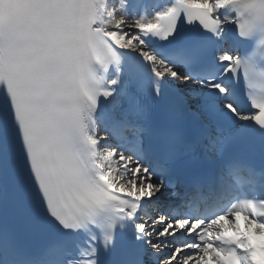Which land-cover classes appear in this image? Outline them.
Listing matches in <instances>:
<instances>
[{
  "label": "snow or ice",
  "instance_id": "6c2138e0",
  "mask_svg": "<svg viewBox=\"0 0 264 264\" xmlns=\"http://www.w3.org/2000/svg\"><path fill=\"white\" fill-rule=\"evenodd\" d=\"M258 36L264 0H0V264H253Z\"/></svg>",
  "mask_w": 264,
  "mask_h": 264
},
{
  "label": "clouds",
  "instance_id": "9594fccd",
  "mask_svg": "<svg viewBox=\"0 0 264 264\" xmlns=\"http://www.w3.org/2000/svg\"><path fill=\"white\" fill-rule=\"evenodd\" d=\"M260 60H264V57H261ZM237 220L239 221V217H237ZM221 223L224 225V231L222 233L224 236L237 240L240 239L241 236L247 237L246 245H239V247H250L254 249L251 254L253 264H264V240L261 239V237H264V229L260 232H255L256 225L252 224L247 228H240L233 231L231 228L227 227L226 221H221ZM216 255L220 257V262H222V264H239V262L231 256H224L219 252H217ZM204 264H218V262L213 261L209 255L208 259L204 260Z\"/></svg>",
  "mask_w": 264,
  "mask_h": 264
}]
</instances>
